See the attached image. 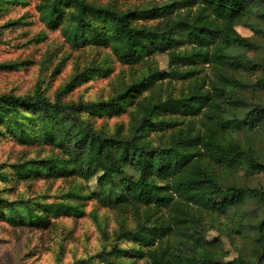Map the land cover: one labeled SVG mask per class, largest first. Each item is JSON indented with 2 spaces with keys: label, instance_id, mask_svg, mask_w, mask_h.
<instances>
[{
  "label": "rangeland",
  "instance_id": "rangeland-1",
  "mask_svg": "<svg viewBox=\"0 0 264 264\" xmlns=\"http://www.w3.org/2000/svg\"><path fill=\"white\" fill-rule=\"evenodd\" d=\"M87 1L112 6L121 12L164 3V0ZM53 6L54 0H0V96L42 94L63 103L85 104L79 113L81 118L103 133L111 155L130 151V137L140 125L147 126L144 138L151 144L146 159L156 161L163 157L162 142L202 129L204 115H184L164 102L209 89L214 79L209 65L175 64L177 70L197 68L199 71L188 78H171L166 74L172 69L169 65L172 50L142 52L135 60L124 62L112 38L113 21L94 15L87 21L102 31L104 39L97 43L88 27L84 43L75 45L68 38L69 26L75 18L74 4L58 3L61 16L56 22L48 23ZM200 12L204 14L202 21L219 22L210 11L202 10L200 3H194L162 18L132 19L131 23L166 30L179 16L194 19ZM263 12L264 1L256 0L236 25L240 34L259 44L258 48L234 47L236 53L261 64L256 69L232 72L250 82L264 80ZM193 48V44L183 39L174 51L189 52ZM230 90L238 107L222 101L215 111L221 113L231 107L241 115L250 104L264 103V87H230ZM160 119L177 120L178 125L150 129V122ZM47 130L56 134V124L51 122ZM216 130L219 139L236 138L264 158V118L251 128L231 131L219 123ZM45 136L31 109H0V264H74L79 260L105 264L104 254L113 245L138 250L133 259L124 255L112 257L123 262L134 260L147 264V250L160 245L169 250H183L180 260L176 263L170 259L169 264H236L234 258L248 241L237 230V224L243 209L251 213L252 219L255 213L258 215L254 200L242 198L225 206L216 197L209 208L192 205L191 212L201 217L206 228L205 237L213 241L208 246H196L179 233L184 226L176 223L172 207L156 208L136 202L106 206L93 196L96 177L89 176L82 167L68 162L69 172L65 175L50 173L47 160L66 164L67 158ZM203 158L208 171L223 182L264 186V172L228 167ZM34 168L40 169L31 175ZM55 204H67L77 210L49 209ZM35 214L47 216L49 222L33 223ZM161 224H172L173 229L150 246L125 235L126 230L141 225ZM255 264H264V255L257 257Z\"/></svg>",
  "mask_w": 264,
  "mask_h": 264
},
{
  "label": "trees",
  "instance_id": "trees-1",
  "mask_svg": "<svg viewBox=\"0 0 264 264\" xmlns=\"http://www.w3.org/2000/svg\"><path fill=\"white\" fill-rule=\"evenodd\" d=\"M256 0H164L162 4L143 6L138 9L121 12L112 6H102L87 0H54V6L48 13V23H54L61 16L57 10L60 2L75 6V18L69 26L68 38L75 45L84 43L85 29L90 28L91 36L99 43L104 39L103 33L87 21L90 15L110 19L114 23L112 35L116 52L124 62L135 60L142 52H167L172 50L169 58L171 78H188L198 73L197 68L177 70L175 64L209 65L213 72L210 88L179 98H168L165 106H174L184 115H204L202 129L187 133L160 144L162 159L147 160L145 153L151 147L144 138L146 125L135 128L130 137L131 148L126 153L108 152L102 132L87 124L80 116L85 104L63 103L52 100L45 95L18 96L3 94L0 96V109H31L41 123L42 130L48 139L54 141L60 153L67 160H47L50 173L65 175L69 172L68 162L82 167L89 176L96 177V190L93 196L106 206H121L136 202L153 205L156 208L172 207L176 213L181 235L192 240L196 246H208L213 241L205 237L206 228L201 217L191 212L192 205L209 208L218 197L225 206L238 199H252L257 204L254 219L247 209L241 212L237 230L248 237L247 244L234 258L236 264H255V259L264 255V186H251L234 182H223L213 176L207 169L204 158L233 168H244L247 171L264 172V158L259 157L250 147H245L238 139H219L216 125L222 124L231 131L253 127L264 118V103L250 104L244 114H238L233 108L238 107L230 87L257 89L264 87V80L254 82L239 79L233 71L256 69L261 64L253 58L236 53L234 47L258 48L259 44L251 37L240 34L237 23L246 12L251 10ZM260 1V0H259ZM264 1V0H261ZM200 3L202 10L212 13L214 21H202L200 12L194 19L178 17L166 30H157L144 26L132 25V19L153 20L172 14L177 8ZM264 16V12L262 14ZM193 44L189 52H175L182 42ZM127 96V93L124 94ZM222 101L230 103L221 113L214 108ZM93 103V102H92ZM210 106V108H206ZM56 124L57 132H48V124ZM177 120L160 119L150 122V129L161 130L165 127L175 128ZM145 127V128H144ZM21 167V165H19ZM40 168L31 170L34 175ZM63 208L70 212L76 207L67 204H55L49 209ZM57 214V212H54ZM33 223H48V217L35 214ZM172 224L141 225L136 229L126 230L125 235L134 242L150 246L161 235L172 231ZM138 250L121 248L118 245L104 254L105 264H138L117 261L113 256L124 255L134 258ZM147 264H169L180 260L183 250H169L162 246L149 248L146 252ZM74 264H92L88 260H79Z\"/></svg>",
  "mask_w": 264,
  "mask_h": 264
}]
</instances>
